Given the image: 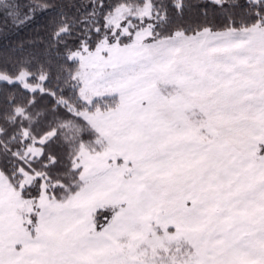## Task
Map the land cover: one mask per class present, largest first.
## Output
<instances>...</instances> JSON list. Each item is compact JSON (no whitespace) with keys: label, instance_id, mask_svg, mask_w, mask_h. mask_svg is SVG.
<instances>
[{"label":"snow or ice","instance_id":"6c2138e0","mask_svg":"<svg viewBox=\"0 0 264 264\" xmlns=\"http://www.w3.org/2000/svg\"><path fill=\"white\" fill-rule=\"evenodd\" d=\"M0 264H264V0H0Z\"/></svg>","mask_w":264,"mask_h":264}]
</instances>
